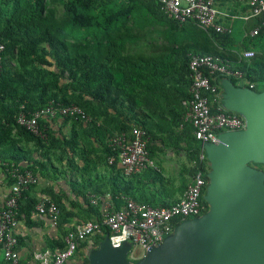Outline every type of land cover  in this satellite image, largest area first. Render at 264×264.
Here are the masks:
<instances>
[{
    "label": "trees",
    "instance_id": "1",
    "mask_svg": "<svg viewBox=\"0 0 264 264\" xmlns=\"http://www.w3.org/2000/svg\"><path fill=\"white\" fill-rule=\"evenodd\" d=\"M263 19L243 23L237 44L233 28L230 33H216L201 29L193 21L179 25L161 11L156 0H0V42L4 45L0 63V167L6 171L11 165L30 170L38 182L65 180L67 172L81 176L80 182L75 179L68 183L81 203H71L72 209H68L59 198H52L60 218L59 237L47 243L51 252L65 247L63 238L68 228L100 218L103 201L94 206L89 195H109L115 210L123 206V197L152 207L175 202L159 197L172 182L157 169L150 167L126 177L117 163L109 165L108 157L115 152L108 140L137 126L146 133L150 157L160 146L185 152L189 166L179 171L176 188L183 193L190 178L203 169L200 142L190 124L184 122V103L190 99V58L219 57L240 71L245 80L264 87V29L255 36L249 34ZM155 35L161 44L148 43L149 52H144L145 44L155 41ZM249 50L254 56L242 59V52ZM210 78L217 85L223 77ZM229 79L235 85L240 81ZM49 103L76 105L92 120L86 125L67 118L40 122L45 139L16 123L21 106L26 112H34ZM29 142L37 147L42 162L33 160L22 147ZM51 157L65 163L66 169L54 167ZM99 165L109 172L107 178L96 172ZM11 182L9 178V186ZM38 182L22 192L19 220L29 222L35 215L37 201L29 192ZM52 190L47 186L45 194L56 197ZM74 219L76 223L71 224ZM106 234L104 228L80 244L74 256H85L80 264H88L85 254Z\"/></svg>",
    "mask_w": 264,
    "mask_h": 264
},
{
    "label": "built area",
    "instance_id": "2",
    "mask_svg": "<svg viewBox=\"0 0 264 264\" xmlns=\"http://www.w3.org/2000/svg\"><path fill=\"white\" fill-rule=\"evenodd\" d=\"M161 11L169 19L179 25L189 21L197 23L203 30L216 33L232 32V25L236 21L249 23L251 20L264 16V0H241L247 7L243 14L233 13L224 8L225 0H156ZM260 28L264 29V19L260 26L250 31V36L257 35ZM4 52V45L0 42V63ZM254 52L243 51L242 59L248 60ZM190 71V99L185 102L187 111L184 122L192 127L194 138L202 143L218 144V134L222 132L239 131L245 128L244 120L235 113L225 111L221 105V87L211 83L212 76L225 78L233 77L243 81L245 87L256 90L253 83L245 80L243 74L232 69L227 61L213 55H192L189 61ZM67 118L89 124L91 118L76 105H62L49 103L34 112H26L23 106L16 116V123L32 135L45 139L46 135L40 129V122L49 119ZM115 155L108 157V164L117 163L124 176L140 174L152 167L148 152L146 133L137 126H131L128 131L115 133L108 140ZM199 160L203 169L198 170L191 178L187 188L178 200L169 206L152 207L140 204L132 199L123 197V206L115 210L109 195L102 198L90 195V203L100 206V218L87 220L68 228L63 238L65 247L56 252L46 251L33 255L38 264H66L73 258L80 244L107 229L108 240L112 247L118 248L126 242L132 244L144 253L151 247H156L163 239L172 234L174 228L186 219L199 217L207 211V205L202 196L208 184L206 174L209 163L201 149ZM11 179L10 190L3 206L0 208V253L3 264H20L18 254V239L16 228L19 224L18 202L22 192L28 191L35 185L37 177L27 169L21 171L19 167L11 165L7 170ZM205 203V205H204ZM35 213L45 216L54 227H57L60 211L57 205L47 199H40L35 205ZM105 236V235H104ZM131 255V261H135ZM129 257V255H128ZM130 260V259H129Z\"/></svg>",
    "mask_w": 264,
    "mask_h": 264
},
{
    "label": "water",
    "instance_id": "3",
    "mask_svg": "<svg viewBox=\"0 0 264 264\" xmlns=\"http://www.w3.org/2000/svg\"><path fill=\"white\" fill-rule=\"evenodd\" d=\"M221 105L245 128L202 143L209 163L203 200L207 211L179 223L138 260L130 242L112 247L105 235L86 255L88 264H264V87L262 91L219 81Z\"/></svg>",
    "mask_w": 264,
    "mask_h": 264
},
{
    "label": "crops",
    "instance_id": "4",
    "mask_svg": "<svg viewBox=\"0 0 264 264\" xmlns=\"http://www.w3.org/2000/svg\"><path fill=\"white\" fill-rule=\"evenodd\" d=\"M224 8L233 13H244L243 9L246 7L241 3V0H225ZM100 123V121L98 122ZM55 124L59 125L60 122H55ZM68 130V129H67ZM66 131V129H63ZM94 141V140H93ZM96 143V142H95ZM94 143V145H96ZM22 147L29 152V156L36 161L42 162L41 154L38 151L37 147L33 142L22 143ZM28 145V146H27ZM100 156L97 153V157ZM94 158V157H92ZM51 161L54 167L58 169H66L65 163L56 162L54 157H51ZM77 164L81 166L80 160L76 158ZM51 167V166H49ZM98 175H104L105 178L109 176V172L105 169L104 166L99 165L97 167ZM164 173V172H163ZM179 173V172H178ZM179 175V174H177ZM166 178V175H163ZM80 174L74 175V173H66L65 180H39L38 184L32 188L29 192V196L32 199H35L37 202L42 198H47L52 201V198H59L68 209H72L71 203H75L78 201L81 203L80 198L75 199L72 195L70 187L68 183L70 181H74L77 179L80 182ZM50 186L55 193L51 196V194H45L46 187ZM175 185L172 183V187L168 189L167 192L159 195L160 198L176 201L182 195L181 192L177 191ZM10 190L9 186V178L7 177V171L1 169L0 167V208L3 206L5 199L8 196ZM90 196V195H89ZM89 198V197H88ZM90 200V198H89ZM76 211V210H75ZM76 223L74 219L71 224ZM16 236L18 239V254H19V262L20 264H38V261L34 260L33 255L36 253H43L46 251H50L47 246V243L51 240H56L59 237V230L57 227H54L49 219L45 216H40L35 213L32 215L29 222H25L24 220H19L18 227L16 228ZM0 260L3 261L2 255L0 253ZM69 262V261H68ZM70 264V262H69Z\"/></svg>",
    "mask_w": 264,
    "mask_h": 264
},
{
    "label": "rangeland",
    "instance_id": "5",
    "mask_svg": "<svg viewBox=\"0 0 264 264\" xmlns=\"http://www.w3.org/2000/svg\"><path fill=\"white\" fill-rule=\"evenodd\" d=\"M242 24L243 22H239V21L233 23V31L237 44H239L243 33ZM245 26H248V24ZM155 36H156L155 41L147 42L145 44L144 52L147 53L149 52L150 46L148 45V43L152 45L161 44L160 41L161 39L158 38L157 35ZM236 86L242 87L245 86V83L243 81H236ZM257 88L258 91L263 90V87L261 86H258ZM150 160L152 162V167L160 171L162 175L165 174L166 175L165 179L171 180V182L175 185V187H178L180 183L179 175H177L178 172L182 169L183 166L186 167L189 166V162L187 161L185 152L178 151L168 147L166 148L163 146H160L159 149L155 150L153 155L150 157ZM258 166L260 167L257 166L256 167L260 170H263L264 172V165L263 166L258 165ZM87 253L85 255H87ZM128 255H129L128 259L130 260H131V255H134L132 257L134 259H137L138 257L142 256V252L138 248L133 247L132 250L130 249ZM84 257H85L84 255H79V256L77 255L76 257L71 258L72 260L70 261V264H80Z\"/></svg>",
    "mask_w": 264,
    "mask_h": 264
}]
</instances>
